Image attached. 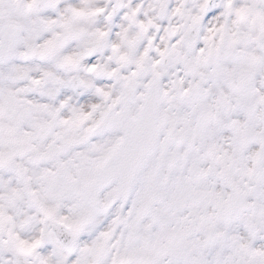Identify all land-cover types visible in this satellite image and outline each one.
<instances>
[{
  "label": "snow or ice",
  "instance_id": "snow-or-ice-1",
  "mask_svg": "<svg viewBox=\"0 0 264 264\" xmlns=\"http://www.w3.org/2000/svg\"><path fill=\"white\" fill-rule=\"evenodd\" d=\"M0 264H264V0H0Z\"/></svg>",
  "mask_w": 264,
  "mask_h": 264
}]
</instances>
